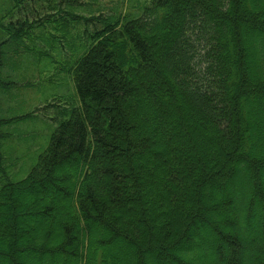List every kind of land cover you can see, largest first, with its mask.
Returning a JSON list of instances; mask_svg holds the SVG:
<instances>
[{
    "label": "trees",
    "instance_id": "16d2710c",
    "mask_svg": "<svg viewBox=\"0 0 264 264\" xmlns=\"http://www.w3.org/2000/svg\"><path fill=\"white\" fill-rule=\"evenodd\" d=\"M93 19L104 25L73 71L81 105L0 188V264H264L259 172L229 233L205 214L210 188L209 211H233L240 169L264 173V0H152Z\"/></svg>",
    "mask_w": 264,
    "mask_h": 264
},
{
    "label": "rangeland",
    "instance_id": "374dc122",
    "mask_svg": "<svg viewBox=\"0 0 264 264\" xmlns=\"http://www.w3.org/2000/svg\"><path fill=\"white\" fill-rule=\"evenodd\" d=\"M150 2L152 0H0V41L5 39V43L0 44L5 60L0 68V117L5 121L0 126L3 133L0 188L6 175L17 180L28 174L48 147L58 124L70 116L73 107L81 105L73 71L77 59L91 44L88 30L104 25L103 21L93 18L100 14L112 15L114 19L137 16ZM64 31L70 35L72 46L61 40ZM259 37L264 39V35ZM256 38L257 35H253V39ZM63 170L64 167L61 172ZM255 171L260 173L259 182L264 189L261 166L241 168L237 174V189L232 193L236 198L233 211L211 213L209 208H214L216 194L211 188L207 191L205 214L224 232L229 233L233 227L230 226L231 216H239L245 210L241 197L257 188L258 182L253 178ZM227 173L228 170H224V175ZM218 187L224 188L226 193L232 192L226 184ZM36 193L39 198L40 193ZM259 211L264 215L263 209ZM260 219V215H255L252 222ZM45 222L40 219V224ZM205 232L213 239L211 229L206 228ZM243 235L247 237L248 233ZM154 252L149 255L150 262L155 259Z\"/></svg>",
    "mask_w": 264,
    "mask_h": 264
}]
</instances>
